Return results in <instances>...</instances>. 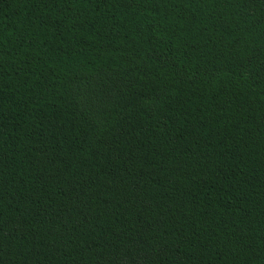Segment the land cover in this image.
<instances>
[{
  "label": "trees",
  "instance_id": "obj_1",
  "mask_svg": "<svg viewBox=\"0 0 264 264\" xmlns=\"http://www.w3.org/2000/svg\"><path fill=\"white\" fill-rule=\"evenodd\" d=\"M0 264H264V0H0Z\"/></svg>",
  "mask_w": 264,
  "mask_h": 264
}]
</instances>
